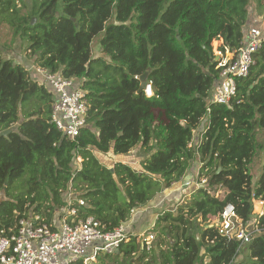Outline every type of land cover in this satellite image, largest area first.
I'll use <instances>...</instances> for the list:
<instances>
[{
  "label": "trees",
  "instance_id": "16d2710c",
  "mask_svg": "<svg viewBox=\"0 0 264 264\" xmlns=\"http://www.w3.org/2000/svg\"><path fill=\"white\" fill-rule=\"evenodd\" d=\"M250 1L0 0V29L36 67L74 79L89 107L79 134L65 135L51 121V87L0 48V234L22 217L56 223L72 208L69 220L92 216L114 230L194 167L205 184L158 215L150 250L129 232L94 264H264V45L249 75L236 77L233 99H211L213 43L238 51ZM138 148L149 155L137 158ZM228 204L244 221L256 218L246 244L211 222Z\"/></svg>",
  "mask_w": 264,
  "mask_h": 264
},
{
  "label": "built area",
  "instance_id": "2783aa9c",
  "mask_svg": "<svg viewBox=\"0 0 264 264\" xmlns=\"http://www.w3.org/2000/svg\"><path fill=\"white\" fill-rule=\"evenodd\" d=\"M263 45L264 28L249 26L236 53L226 49L225 52L219 51L220 56L215 54L219 77L211 96L213 101L225 104L233 99L238 90L236 77L249 75L255 62V54ZM37 70L44 76L42 81L51 87L56 96L51 121L65 135L74 138L87 123L89 107L84 91L74 79L66 78L59 72L38 67ZM145 92L147 96L153 95L151 82L146 85ZM201 182L205 184L206 178ZM200 183L196 185L199 186ZM78 201L81 205L84 204L83 200ZM258 202L264 204L262 200ZM75 213V208L69 209L67 215L51 224L46 223L40 215L17 220L8 234H0V264H94L99 256L119 251L122 241L129 233V223L107 230L92 216L77 221L69 220ZM216 218L214 223L220 226L223 235L237 238L241 244L252 239L256 229L255 217L244 221L234 205L228 204ZM248 224L251 225V230L247 229ZM154 226L155 224L150 230L140 234L141 242L147 250L152 248L156 239ZM1 233H4V229H1ZM89 248H92L90 254Z\"/></svg>",
  "mask_w": 264,
  "mask_h": 264
},
{
  "label": "rangeland",
  "instance_id": "374dc122",
  "mask_svg": "<svg viewBox=\"0 0 264 264\" xmlns=\"http://www.w3.org/2000/svg\"><path fill=\"white\" fill-rule=\"evenodd\" d=\"M24 1L27 4H30L31 0H24ZM33 20L35 21L36 18H34ZM247 26H258V27L264 28V0H262L260 4H259L258 0H251L250 1L248 25ZM11 36H12L11 32L9 33V29L7 28V26H2L1 29H0V44L5 43V42L8 41V45L7 46L9 47V39L11 38V40H12V45L11 46H12V48H14L13 50H15V46L14 45L16 43H18L21 46V47L19 46V49L21 48L22 52L25 53L24 47H23L24 43L21 44L16 39L14 40V38L11 37ZM221 43H222V39L215 40L214 43H213V45H214V54H216L217 56H220L219 46H220ZM227 50H229V48H227ZM94 51H95V54H99L100 53V47L99 46L95 47ZM134 155H138L139 157H137V158H140V159L141 158H146L149 155V151H145V150H143L141 148H138L135 151ZM79 161H82V159L79 158ZM259 173H260V166H257L255 168V170H254V175L257 177L259 175ZM198 174H199V171L194 169V167H192L191 170H189L180 181L175 182L171 187L166 188L164 190V192L160 193V195H158L156 197L155 202L158 203L157 206L151 207V208H148L149 204L141 206V208L143 209V212L147 211L148 209H152L151 214L150 215L148 214L149 221H148V223H146V225L149 226V227H147L145 229L141 228L143 233L148 231V230H150V228L152 226L151 221L153 222L155 220V218H157L156 215H159L160 213H162V212H164V211H166L168 209H172L173 211H176L177 207L179 206V204L182 203L184 200H187V198L191 196V194H192L191 191L194 190L197 187L196 182L199 180ZM21 179L22 178H20L19 180H21ZM201 179L203 180L205 178L203 177ZM187 182H190L191 184L187 185L186 184ZM168 190L169 191L173 190L172 192L180 193V195L177 194V196H181V198L179 199L180 201H179V203H176L175 206H173L172 203L170 204V200L168 199V196H169L168 195L169 194ZM222 197H223V194H222ZM5 198H6V196L4 195V190L2 189L1 192H0V200H4ZM260 205L261 204L259 203V207H257V209L258 208L260 209ZM67 214H68V211L66 212L65 215H67ZM210 219H211V222L214 223L217 218L214 216V217H210ZM143 225H145V224H143ZM246 227H247L248 230L252 229L250 224H248ZM128 231H129V229H128ZM136 231L139 232L141 230L136 228ZM154 234L156 235L157 233L154 232ZM154 245H155V241H153L152 247ZM88 253L89 254L92 253V248L88 249ZM243 255H244V258L247 259L246 253H243ZM102 257L105 258V257H107V255L99 256V258L97 259L96 262L98 263L99 259L102 258ZM113 262H114V260H113Z\"/></svg>",
  "mask_w": 264,
  "mask_h": 264
},
{
  "label": "crops",
  "instance_id": "0c3cea01",
  "mask_svg": "<svg viewBox=\"0 0 264 264\" xmlns=\"http://www.w3.org/2000/svg\"><path fill=\"white\" fill-rule=\"evenodd\" d=\"M7 45H8V41L5 42V43L0 44V48H1V51H2L3 55H5L7 57L14 58L15 61H17L18 63H21V64L25 65V67L29 70V72L32 74V76L35 77V78H38V80H40V82H41L44 79V76L40 74L43 78L39 77L38 74L36 73L35 69H37V67L34 64V59L29 55V52L25 51V53H23L22 49L21 48L19 49L20 44H18V43H16L14 45L15 46V50H13L14 48H12V46H11L12 45L11 38L9 39V47ZM214 89H215V87L213 88V91H214ZM172 191L173 190L169 191V194H168L169 196L174 193ZM155 199H156V197L149 202L148 208L157 206L158 203L155 202ZM148 210H151V212H152V209H148ZM142 211H143L142 208L139 211L137 210V212L133 216L132 220H129L126 223L127 225H128V223L130 225L129 232H131L133 234H139L140 235L141 233H143L142 229H145V228L149 227V226L146 225V223H148V221H149V216L148 215L146 216L145 221L143 223L145 225H143L141 221H138V224L136 226H134L135 218L137 219V216H139V214ZM156 216L158 218V215H156ZM157 218H155V220L153 222L151 221L152 225L155 224V221H156ZM140 223L142 225H140ZM136 228L140 229L141 231L137 232ZM115 261L116 260H114V262H112L111 264H117L118 263V262H115Z\"/></svg>",
  "mask_w": 264,
  "mask_h": 264
},
{
  "label": "water",
  "instance_id": "95a60500",
  "mask_svg": "<svg viewBox=\"0 0 264 264\" xmlns=\"http://www.w3.org/2000/svg\"><path fill=\"white\" fill-rule=\"evenodd\" d=\"M147 76H148V72H146L145 74H143V75L141 76V80H142V81H145L146 78H147ZM9 131H10V130H4V131L1 132V134H2V135H6V134L9 133ZM204 252H205V248L203 247V248L201 249V255L204 254ZM196 264H198V263H196Z\"/></svg>",
  "mask_w": 264,
  "mask_h": 264
},
{
  "label": "clouds",
  "instance_id": "9594fccd",
  "mask_svg": "<svg viewBox=\"0 0 264 264\" xmlns=\"http://www.w3.org/2000/svg\"><path fill=\"white\" fill-rule=\"evenodd\" d=\"M248 27H249V26H247V29H248ZM247 29H246V31H247ZM245 34H246V32H245ZM244 38H245V37H244ZM41 83H44V82H43V81H41Z\"/></svg>",
  "mask_w": 264,
  "mask_h": 264
}]
</instances>
